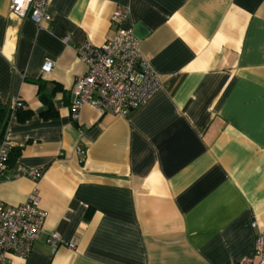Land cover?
<instances>
[{
  "label": "crops",
  "instance_id": "1",
  "mask_svg": "<svg viewBox=\"0 0 264 264\" xmlns=\"http://www.w3.org/2000/svg\"><path fill=\"white\" fill-rule=\"evenodd\" d=\"M9 3L0 0V103L31 116L5 123L18 156L0 177V202L36 192L46 218L25 260L0 264L252 257L250 224L264 231V0H50L40 28ZM117 8L161 88L127 118L85 106L73 121V82L85 73L74 48L112 37ZM38 80L47 94L62 89L55 117L41 116ZM33 171L37 181L24 175Z\"/></svg>",
  "mask_w": 264,
  "mask_h": 264
},
{
  "label": "built area",
  "instance_id": "2",
  "mask_svg": "<svg viewBox=\"0 0 264 264\" xmlns=\"http://www.w3.org/2000/svg\"><path fill=\"white\" fill-rule=\"evenodd\" d=\"M49 3L50 0H10L9 13L18 18L27 17L40 28L43 23L51 22L47 11ZM126 14L127 10L120 8L112 12L110 22L117 28L112 37L101 45L84 43L74 48L76 57L85 66V73L73 82L69 107L73 121L78 119L85 106L100 115L127 118L161 88L158 75L139 51L138 39L130 29L120 27ZM52 69L53 62L46 60L42 71L48 73ZM20 104L17 102L10 106L11 112ZM12 147L11 141L5 137L0 140V177L8 168ZM24 175L37 181L41 172L33 171ZM45 218L46 213L39 207L36 192L15 206L0 202V262H8L12 258L25 260L41 234ZM250 226L256 230L253 255L234 264H264V231H257L255 222ZM46 243L55 248L60 243L59 234H48Z\"/></svg>",
  "mask_w": 264,
  "mask_h": 264
},
{
  "label": "trees",
  "instance_id": "3",
  "mask_svg": "<svg viewBox=\"0 0 264 264\" xmlns=\"http://www.w3.org/2000/svg\"><path fill=\"white\" fill-rule=\"evenodd\" d=\"M32 83H34L37 86L38 99L44 107V111L41 113V116L43 118L55 117L56 112L53 109L52 96L54 95L55 92L62 91V89L59 86L55 85L52 91L49 94H47L44 92V87H45L44 82L38 80ZM11 113L12 112L9 107L4 106L0 103V140L3 138L4 126H5L6 121L9 119ZM12 115L16 118L17 121L24 122L31 116V113L28 111H24L23 105L20 104L19 107L13 110ZM17 156H18V152L11 150L10 157H9V163H12Z\"/></svg>",
  "mask_w": 264,
  "mask_h": 264
}]
</instances>
